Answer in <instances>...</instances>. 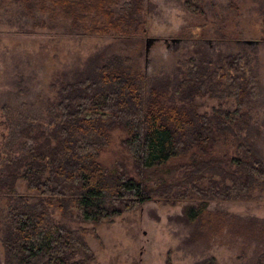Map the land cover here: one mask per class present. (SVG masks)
<instances>
[{
	"label": "rangeland",
	"instance_id": "1",
	"mask_svg": "<svg viewBox=\"0 0 264 264\" xmlns=\"http://www.w3.org/2000/svg\"><path fill=\"white\" fill-rule=\"evenodd\" d=\"M34 2L40 4L0 0V180L7 157L31 146L27 125L47 132L62 122L63 86L82 79L98 55H119L125 65L138 67L144 113L153 88L162 95L166 87L171 102L173 89L199 74L216 76L215 88L221 76H231L248 92L241 103L239 96L227 95L224 83L225 90L194 92L188 105L196 118L189 127L199 130L202 119L211 138H195L179 156L150 171L134 164L123 128L105 129L96 162L106 174L143 181L152 192L165 190L169 199L156 197L93 224L80 218L69 196L48 200L40 190L30 191L25 178L17 180L14 194L0 190V264H6L11 210L40 201L48 223L85 243L93 257L87 264H264V184L253 183L245 198L219 196L237 178L232 159L249 152L264 166V0H140L145 33L130 40L72 29L49 8L32 7ZM128 2L113 0L112 7ZM228 57L241 61L225 71ZM244 120L247 126L237 131ZM202 205L203 218L189 222L187 210ZM83 258L75 254L71 262Z\"/></svg>",
	"mask_w": 264,
	"mask_h": 264
},
{
	"label": "trees",
	"instance_id": "2",
	"mask_svg": "<svg viewBox=\"0 0 264 264\" xmlns=\"http://www.w3.org/2000/svg\"><path fill=\"white\" fill-rule=\"evenodd\" d=\"M112 3L113 0H40V4L34 2L31 6L42 11L49 8L67 20L72 29L92 36L130 40L145 33L140 0H130L122 9L112 7ZM96 57L82 79L63 86L58 105L62 122L52 124L47 132L39 125H27L24 135L31 139V146L24 144L18 157H7L4 179L0 180V190L8 188L11 194L17 180L25 178L30 191L40 190L48 200L69 196L79 209L80 218L93 224L119 216L153 198L170 197L165 190L152 192L146 183L125 174L120 177L106 174L96 162L102 146L99 140L106 137L105 129L123 128L127 134L124 145L134 164L141 171H150L179 156L184 146L193 145L195 138L199 141H203L202 137L211 138V132L206 131L208 122L197 120L199 130L189 127L191 119L196 118L195 108L188 105L193 101L192 96H197L194 92L209 93L227 85V95L239 96L240 103L248 92L246 86L244 89L231 76H221L215 88L216 76L199 74L181 89L177 86L173 89L172 103L166 102V87L162 95L153 88L144 113L141 110L143 75L138 67L125 65L119 55ZM227 59L225 71L235 69L241 61ZM175 96L181 105L172 101ZM246 126L245 120L240 121L237 131ZM200 131L203 132L196 134ZM232 164L239 176L234 186H224L222 197L219 194L221 199L245 198L253 183L264 184V166L253 154L245 152V156L232 159ZM204 215V205L186 212L191 223ZM10 218L11 232L4 245L6 264H87L93 259L77 235L48 223L43 201L16 205ZM75 254L84 258L73 263L71 258Z\"/></svg>",
	"mask_w": 264,
	"mask_h": 264
},
{
	"label": "water",
	"instance_id": "3",
	"mask_svg": "<svg viewBox=\"0 0 264 264\" xmlns=\"http://www.w3.org/2000/svg\"><path fill=\"white\" fill-rule=\"evenodd\" d=\"M149 42V41H148ZM148 42L146 43V49H147V47H148Z\"/></svg>",
	"mask_w": 264,
	"mask_h": 264
}]
</instances>
